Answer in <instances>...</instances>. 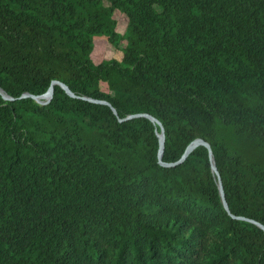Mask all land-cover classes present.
Instances as JSON below:
<instances>
[{
	"label": "trees",
	"instance_id": "trees-1",
	"mask_svg": "<svg viewBox=\"0 0 264 264\" xmlns=\"http://www.w3.org/2000/svg\"><path fill=\"white\" fill-rule=\"evenodd\" d=\"M0 87V264H264V0H0Z\"/></svg>",
	"mask_w": 264,
	"mask_h": 264
},
{
	"label": "water",
	"instance_id": "water-1",
	"mask_svg": "<svg viewBox=\"0 0 264 264\" xmlns=\"http://www.w3.org/2000/svg\"><path fill=\"white\" fill-rule=\"evenodd\" d=\"M57 83L61 84L63 87L66 88V90L71 94V95H75L70 89L68 86H66L63 82H60V81H56ZM54 82L51 84L50 88L43 94L41 95H33V94H30V93H25L23 96H33L36 100L42 102V103H47L48 101L51 100L52 98V95H53V92H54ZM0 92L3 94L4 98L6 99H10L11 97L5 93V91L0 87ZM84 98L86 99H89V100H92V101H96V102H102V103H107V104H110L107 100H97V99H93L91 97H88V96H84ZM113 110L115 113H117V110L116 108L113 107ZM138 116H147L149 118H151L154 122H157L161 125V132H158L159 136H160V140H161V147H160V151H159V158H160V162L166 166H171V165H174V164H177L181 161H183L187 155L198 145L200 144H205L209 147V152H210V159L212 161V169L214 171V173L216 174L217 176V180H218V184H219V188H220V192H221V195H222V200H223V203H224V206L225 208L230 212V207H229V204L227 202V199H226V195H225V191H224V188H223V183H222V178H221V175L219 173V170L217 168V165L215 163V160H214V156H213V151H212V148H211V145L202 140V139H196L194 140L185 150L183 156L181 157V159L177 162H174V163H168V162H164L162 161V154H163V149H164V141H165V128L164 126L162 125L161 121L158 120L155 116L151 115V114H148V113H137V114H130L129 116H127L125 119L127 118H131V117H138ZM241 218H244L243 216H239ZM248 220H251L253 222H256L259 226H261L262 228H264V225L261 224L260 222H257L253 219H249L247 218Z\"/></svg>",
	"mask_w": 264,
	"mask_h": 264
},
{
	"label": "rangeland",
	"instance_id": "rangeland-1",
	"mask_svg": "<svg viewBox=\"0 0 264 264\" xmlns=\"http://www.w3.org/2000/svg\"><path fill=\"white\" fill-rule=\"evenodd\" d=\"M115 17L119 20L118 28H117L118 31L124 32L127 25V19L123 17L119 11H116ZM113 53H114V48L112 46H110L109 44L107 45L106 42L104 41H99V42L97 41L94 51L92 53V57L94 61L99 62L102 59L111 58Z\"/></svg>",
	"mask_w": 264,
	"mask_h": 264
}]
</instances>
